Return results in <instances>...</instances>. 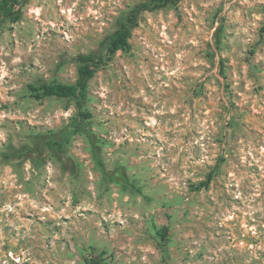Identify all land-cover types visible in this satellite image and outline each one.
<instances>
[{
  "label": "rangeland",
  "instance_id": "1",
  "mask_svg": "<svg viewBox=\"0 0 264 264\" xmlns=\"http://www.w3.org/2000/svg\"><path fill=\"white\" fill-rule=\"evenodd\" d=\"M141 1L27 0L0 23V264H87L95 249L106 264H264V0L145 11L90 80L101 158L140 191L103 178L85 135L11 156L77 113L29 85L76 82L78 57Z\"/></svg>",
  "mask_w": 264,
  "mask_h": 264
},
{
  "label": "trees",
  "instance_id": "2",
  "mask_svg": "<svg viewBox=\"0 0 264 264\" xmlns=\"http://www.w3.org/2000/svg\"><path fill=\"white\" fill-rule=\"evenodd\" d=\"M26 1L27 0H0V23L6 21L17 22L21 18L22 7ZM180 1L181 0H142L125 11L119 18L117 28L109 34L101 49L87 54H81L78 57V78L76 82L66 83L62 81H43L38 84H30L29 89L31 94L37 100L51 97L74 99L77 113L59 132L43 135L39 139V142L34 145L26 144L21 147H13V153L11 156L23 157L37 154L39 161H42L47 150H50L55 154H61L66 150L72 135H85L91 143L94 160L100 168L103 178L140 191L136 183L126 174L123 167L119 166L110 171L106 168L105 163L101 158V146L90 126L91 113L86 108L89 82L97 72L106 65L107 59H111V57L119 50L129 51L131 49L130 38L132 36V31L139 25L143 12L163 9L176 5ZM104 51H106L108 57H106ZM210 181H212L211 175L207 180L202 181L197 187L208 186ZM166 232L167 230L157 228V234L160 235L162 239L163 252L168 254L166 248L168 244ZM102 253L103 252L96 251V249L93 250L90 256L86 258L87 264H106L102 259Z\"/></svg>",
  "mask_w": 264,
  "mask_h": 264
}]
</instances>
